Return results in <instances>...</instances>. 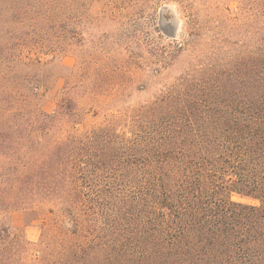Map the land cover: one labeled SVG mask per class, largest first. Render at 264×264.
Segmentation results:
<instances>
[{"label": "trees", "instance_id": "16d2710c", "mask_svg": "<svg viewBox=\"0 0 264 264\" xmlns=\"http://www.w3.org/2000/svg\"><path fill=\"white\" fill-rule=\"evenodd\" d=\"M128 1L158 44L168 39L158 10L177 5L186 51L160 49L157 67L141 56L126 71L125 108L80 127L92 80L80 93L74 79L91 62L55 94L43 71L54 57H12L19 46L76 52L80 0H0V74L18 75L0 85V264H264V0ZM113 2L82 6L125 17ZM140 68L157 75L135 89ZM153 83L155 95L132 102ZM15 212L26 225L49 218L38 242L12 225Z\"/></svg>", "mask_w": 264, "mask_h": 264}, {"label": "rangeland", "instance_id": "374dc122", "mask_svg": "<svg viewBox=\"0 0 264 264\" xmlns=\"http://www.w3.org/2000/svg\"><path fill=\"white\" fill-rule=\"evenodd\" d=\"M113 5H118L124 2L125 4V17H114L116 20L113 21L111 18L110 10L112 12H117L118 9L115 6H106L108 10L106 12L97 13L94 4L90 6L89 10L85 9V0H80L81 3V23L79 24V36L80 42L77 44L76 52L72 50L68 52H48L46 50H39L35 47H16L13 50V56L21 54L29 60L37 61L41 60L46 62L54 57V63L47 65L43 68L46 75L49 74L47 79L49 91L57 93L60 89L65 86V81H68L70 75V68L77 66V63L86 62L82 67L77 69V76L74 79L75 85L78 84L77 90L83 93L86 89L83 87L87 81L92 80L91 91L92 97L88 100H84L83 103L86 106L85 110H90V114L85 116L80 127H92L104 123L105 118L103 117L104 109L111 111H116L125 108V96L128 91L125 89V81L127 76V69L130 66H134L132 70H137V65H140L142 60L141 56L146 57L152 67H157L164 63V58L158 56L161 53L160 49H172L178 50L179 53H183L187 48V43L185 42V34H187V16L177 8V5L172 3H163V5L158 10L157 18L159 20L160 13L164 12L167 19L172 20L177 17L181 20L180 22V34L176 40L166 36L168 39H163L161 44L158 42L152 43V38L149 40L146 38L142 31V25L140 24L137 15L128 13L126 9L128 5V0H112ZM102 5V3L96 4V6ZM103 6V5H102ZM233 8H236L237 4H231ZM105 8V9H106ZM115 8V9H113ZM144 4L140 1L135 7V13H143ZM142 14V15H143ZM89 18H91L89 20ZM141 20V19H140ZM160 29V28H159ZM158 34V33H157ZM167 46V47H165ZM145 59V60H146ZM13 63V62H12ZM11 63V64H12ZM81 65V63H79ZM78 64V65H79ZM13 65V64H12ZM90 67V69L87 68ZM16 67L11 73L15 72ZM20 69L25 72V69L21 66ZM135 80V89L142 86L144 80H147L149 75H157L154 71L149 70L142 72L140 68ZM141 71V72H140ZM137 72V71H136ZM171 76L176 75V70L173 69L168 73ZM171 74V75H170ZM164 73L162 76L155 77L154 82L162 80V77L166 76ZM168 76V75H167ZM18 75H14L10 78V82L7 81L0 74V85L13 83ZM104 79V80H103ZM149 83V82H148ZM154 85H147L146 90L142 92H134L132 97V102L137 99H148L155 95L157 89L161 88L160 84L153 83ZM58 85V86H57ZM141 85V86H140ZM51 94V93H50ZM59 97L48 96L44 99L42 106L45 110L52 112L56 108ZM13 106L12 103H6L4 107ZM103 110V111H101ZM101 112V116H98ZM94 113L95 116H92ZM120 130L124 129L123 124ZM233 199L236 201L249 203V204H259V201L244 197L240 195H234ZM46 217V216H45ZM41 216L40 219L32 222L30 225H26V219L23 212H15L11 219L12 225L20 229L21 233L30 242H38L42 232V226L45 221L49 219ZM1 225V224H0ZM25 261V260H23Z\"/></svg>", "mask_w": 264, "mask_h": 264}, {"label": "water", "instance_id": "95a60500", "mask_svg": "<svg viewBox=\"0 0 264 264\" xmlns=\"http://www.w3.org/2000/svg\"><path fill=\"white\" fill-rule=\"evenodd\" d=\"M181 20L177 17H174L172 20H169L165 17L164 12L160 13L158 24L160 30L168 37L177 38L180 34V25Z\"/></svg>", "mask_w": 264, "mask_h": 264}]
</instances>
